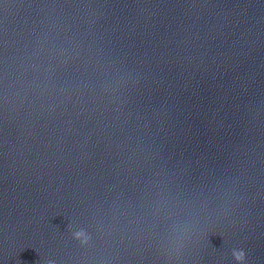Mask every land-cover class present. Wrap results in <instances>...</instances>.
<instances>
[{"label":"clouds","instance_id":"clouds-1","mask_svg":"<svg viewBox=\"0 0 264 264\" xmlns=\"http://www.w3.org/2000/svg\"><path fill=\"white\" fill-rule=\"evenodd\" d=\"M233 256L236 259V261L239 262V264H243V261L245 259V253L242 250H234Z\"/></svg>","mask_w":264,"mask_h":264}]
</instances>
